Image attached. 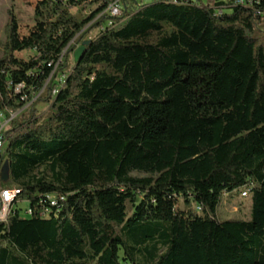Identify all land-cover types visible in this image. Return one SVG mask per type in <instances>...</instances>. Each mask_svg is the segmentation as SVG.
Returning <instances> with one entry per match:
<instances>
[{
	"label": "trees",
	"instance_id": "obj_1",
	"mask_svg": "<svg viewBox=\"0 0 264 264\" xmlns=\"http://www.w3.org/2000/svg\"><path fill=\"white\" fill-rule=\"evenodd\" d=\"M112 1L83 19L38 0L24 35L7 12L0 112L28 107L4 132L0 189L31 215L0 222V264H264V2L120 0L111 16ZM239 188L249 219L218 221Z\"/></svg>",
	"mask_w": 264,
	"mask_h": 264
},
{
	"label": "rangeland",
	"instance_id": "obj_2",
	"mask_svg": "<svg viewBox=\"0 0 264 264\" xmlns=\"http://www.w3.org/2000/svg\"><path fill=\"white\" fill-rule=\"evenodd\" d=\"M64 7L68 8L72 14L78 13L79 16L83 19L90 16L97 8L98 4L91 2V0H60ZM38 0H0V58L3 55V46L5 43V35H4V28L8 22L7 12L11 11L15 17L16 22L20 25V34L24 35L27 31L34 25V9L36 7ZM120 0H114L110 3L113 5L114 3H119ZM147 3H152V0H145ZM109 5V6H110ZM108 6V7H109ZM108 7L104 11L106 13ZM100 15H97L95 19H97ZM93 20V21H94ZM91 23H89L85 28L89 27ZM97 35V31L92 30L89 34L85 37L86 40L93 39ZM257 36H264V34H257ZM36 54L35 52H24L19 56L27 61L34 57ZM73 61V57H70V62ZM71 65V64H70ZM32 93V92H31ZM32 102L38 97V94H31ZM28 107V106H26ZM24 107L21 110L16 111V116L23 112ZM34 109L37 114L41 118H45L48 114V105L43 101H38L34 104ZM15 116V117H16ZM39 175H44L46 179H49V175L46 172V169L41 168L38 171ZM243 188H239L231 193L224 194L221 196L220 202L216 208V218L218 221H225V220H236V221H246L249 219L250 216V195L243 198L241 197V192ZM20 216L23 218L25 217L23 211L26 208L25 204H18L16 205ZM178 208L180 211H187L189 208L193 211H198V208L193 203L187 206L184 200H180ZM132 213V209L128 208V216Z\"/></svg>",
	"mask_w": 264,
	"mask_h": 264
},
{
	"label": "built area",
	"instance_id": "obj_3",
	"mask_svg": "<svg viewBox=\"0 0 264 264\" xmlns=\"http://www.w3.org/2000/svg\"><path fill=\"white\" fill-rule=\"evenodd\" d=\"M139 3H146L145 0H137ZM196 1V0H195ZM204 5L213 8L216 5V2L218 0H199ZM260 2H264V0H255L256 4H259ZM252 0H233V5H241L246 6L247 4H251ZM224 10H221L219 8L215 7L214 13L215 15H220L223 13ZM111 16H118L120 14V5L119 3H114L113 5H110L106 11ZM21 85L17 86L15 88L16 92H19L21 90ZM10 117L7 118L4 113L0 112V151L2 150L4 146V132L7 130L10 121L15 118L16 113H9ZM250 190L245 188L241 192V197L245 198L249 195ZM21 191L18 188L11 189V188H3L0 189V222L6 223L7 220L16 212L18 211V208H16V205L18 204H25L26 208L24 209L23 213L25 217H29L31 215V210L28 207L27 203L22 201L20 199ZM47 200L49 201L50 206L54 207L57 205V200L53 196H47ZM60 200H63V198H60ZM19 212V211H18ZM49 209H44V211L41 214L42 218H47L49 215ZM20 216V213H19ZM21 217V216H20ZM24 218V217H23Z\"/></svg>",
	"mask_w": 264,
	"mask_h": 264
},
{
	"label": "water",
	"instance_id": "obj_4",
	"mask_svg": "<svg viewBox=\"0 0 264 264\" xmlns=\"http://www.w3.org/2000/svg\"><path fill=\"white\" fill-rule=\"evenodd\" d=\"M88 44V42H84L75 52H74V61H77L79 57L81 56L84 47Z\"/></svg>",
	"mask_w": 264,
	"mask_h": 264
},
{
	"label": "crops",
	"instance_id": "obj_5",
	"mask_svg": "<svg viewBox=\"0 0 264 264\" xmlns=\"http://www.w3.org/2000/svg\"><path fill=\"white\" fill-rule=\"evenodd\" d=\"M222 1H226V0H222ZM147 3V2H146Z\"/></svg>",
	"mask_w": 264,
	"mask_h": 264
}]
</instances>
